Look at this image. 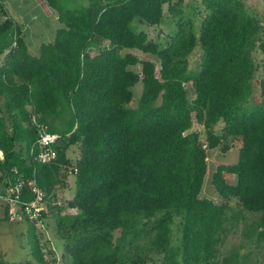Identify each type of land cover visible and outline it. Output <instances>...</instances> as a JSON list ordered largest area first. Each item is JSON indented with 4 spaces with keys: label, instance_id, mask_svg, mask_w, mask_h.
Returning a JSON list of instances; mask_svg holds the SVG:
<instances>
[{
    "label": "trees",
    "instance_id": "obj_1",
    "mask_svg": "<svg viewBox=\"0 0 264 264\" xmlns=\"http://www.w3.org/2000/svg\"><path fill=\"white\" fill-rule=\"evenodd\" d=\"M47 1L62 25L33 53L0 0V176L36 177L46 201L77 169L68 201L76 211L56 215L67 263L217 264L232 197L259 213L264 238V59L254 93V52L264 53V23L246 1L203 0L198 32L178 7L184 0L170 3L184 17L162 46L133 22H161L170 0ZM197 45L202 61L192 70ZM129 48L153 52L158 62L123 52ZM140 80L144 89L134 107ZM34 117L61 134L58 155L48 163L31 152L38 140ZM194 122L203 125L204 138ZM237 142L238 161L219 164L212 177L223 201L202 196L207 147L228 150ZM72 144L79 147L76 159L68 154ZM9 209L0 199V221ZM177 219L181 233L174 236ZM28 221L31 254L47 264ZM0 264H7L1 256Z\"/></svg>",
    "mask_w": 264,
    "mask_h": 264
},
{
    "label": "rangeland",
    "instance_id": "obj_2",
    "mask_svg": "<svg viewBox=\"0 0 264 264\" xmlns=\"http://www.w3.org/2000/svg\"><path fill=\"white\" fill-rule=\"evenodd\" d=\"M16 1L14 6L23 19L22 23H20L21 21L19 22V25L21 28H24L22 31L28 48L33 53H39L43 42L55 39L57 28L61 23L55 18L56 13L53 7H50L44 0L38 1V5L41 7L36 10L38 17L35 19L27 18L25 19L27 22H24V16H22L24 14L22 13L25 11V8H29L31 5ZM176 1L170 0L165 2L164 17L161 22L148 24L144 21L136 20L133 22V27L135 29H145L151 39L159 41L161 46L164 45L170 34L177 29L178 21L182 16V13L179 14L170 9V3H175ZM245 1L264 23V0ZM178 7H180L184 14H189L194 18V30L198 32L201 19L206 12L203 0H184ZM103 44L105 45L107 42L103 41ZM127 50L136 53L140 58H150L158 62L159 58L153 52L143 51L139 48H129L123 50V52ZM202 52L200 45H197L190 54V67L192 70H197L200 67ZM4 55V53H0V63L3 61ZM254 55L259 65L254 78V93L258 94L264 53L257 48ZM135 68L141 71V63H137ZM186 87L189 98H193L195 96V89L191 80L186 82ZM143 89V80H140L133 86L134 98L130 105L134 107L138 105ZM221 124V121L217 122L215 125L216 129H219ZM194 127L201 131L204 138L203 125L194 122ZM207 151L208 169L201 195L221 202L223 198L218 194L212 181L213 173L221 163L238 161L240 154L239 142L233 144L228 150H224L221 145H218L216 147H207ZM78 153V145L72 144L68 150L69 156L76 159ZM226 177L231 182L236 180V175L230 172H226ZM75 191L76 173L74 170H69L62 183L56 186L55 193L46 199L41 219H36L33 222L39 234L42 252L47 264H68L63 255L64 239L58 233L56 227V215L58 213L76 211L68 204V201L74 196ZM229 203V219L227 220V229L219 245L217 264H264V238L259 237L258 232L260 229L257 227L259 213L243 209L236 197L230 198ZM15 210L16 207H14V214L10 213L8 219L0 221V256L6 260L7 264H40L39 262H35L31 254L28 238L29 221L21 214L19 216L16 215ZM3 212L2 210L1 214ZM173 229L174 236H179L181 233L179 219L174 222ZM28 260H31V263ZM146 264L155 263L149 260Z\"/></svg>",
    "mask_w": 264,
    "mask_h": 264
},
{
    "label": "built area",
    "instance_id": "obj_3",
    "mask_svg": "<svg viewBox=\"0 0 264 264\" xmlns=\"http://www.w3.org/2000/svg\"><path fill=\"white\" fill-rule=\"evenodd\" d=\"M34 122L38 129V140L31 148V152L37 162L48 163L58 155L56 145L61 139V134L52 131L47 123L40 122L35 117ZM0 154L3 157L2 151ZM15 172L19 173V170L15 168ZM26 191L31 194V197H25ZM45 196L46 193L39 185L37 178L25 177L23 174L17 175L15 180L6 177L4 186L0 190V199L10 205V213L14 214V207H16V215L21 214L32 221L41 219Z\"/></svg>",
    "mask_w": 264,
    "mask_h": 264
},
{
    "label": "crops",
    "instance_id": "obj_4",
    "mask_svg": "<svg viewBox=\"0 0 264 264\" xmlns=\"http://www.w3.org/2000/svg\"><path fill=\"white\" fill-rule=\"evenodd\" d=\"M29 1V2H28ZM30 1H32V2H30ZM38 1L39 0H18V2H22V4H26V3H28L29 5H31L29 8H25V11H23V13L22 14H24V15H22V16H24V22H27V21H25V19H27V18H37L38 16H37V12H36V10H38L39 8H41L39 5H38ZM48 5H49V3H48V1L47 0H44ZM15 2H17L16 0H4V4H5V7H6V9H7V11H8V13L10 14V15H12L13 17H14V19L19 23L20 21V23H22V17H20V14H19V12L17 11V9L15 8V6H14V3ZM40 2V1H39ZM50 6V5H49ZM50 7H52V6H50ZM54 9V8H53ZM23 10V9H22ZM54 11H55V13H56V16H55V18L56 19H58V13H57V11H56V9H54ZM59 20V19H58ZM60 21V20H59ZM23 22V23H24ZM61 23V22H60ZM26 24V23H25ZM62 25V23L58 26V28L60 27ZM57 28V29H58ZM22 29H24L23 27H22ZM57 33V32H56ZM53 41V40H52ZM48 42H50V41H48ZM40 48H41V46H40ZM2 63V62H1ZM1 63H0V65H1ZM0 175H1V172H0ZM6 180V177H1L0 176V185H2V186H4V181Z\"/></svg>",
    "mask_w": 264,
    "mask_h": 264
}]
</instances>
